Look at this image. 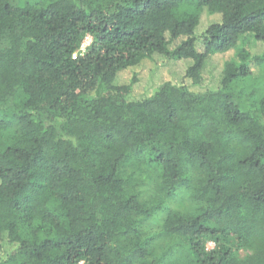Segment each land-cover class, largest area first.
I'll return each instance as SVG.
<instances>
[{
    "label": "trees",
    "instance_id": "16d2710c",
    "mask_svg": "<svg viewBox=\"0 0 264 264\" xmlns=\"http://www.w3.org/2000/svg\"><path fill=\"white\" fill-rule=\"evenodd\" d=\"M0 264H264V0H0Z\"/></svg>",
    "mask_w": 264,
    "mask_h": 264
},
{
    "label": "rangeland",
    "instance_id": "374dc122",
    "mask_svg": "<svg viewBox=\"0 0 264 264\" xmlns=\"http://www.w3.org/2000/svg\"><path fill=\"white\" fill-rule=\"evenodd\" d=\"M210 19H212V18H208V21H206V19H204L203 26L207 25L208 22L210 21ZM90 42H91V38L87 37L85 39L84 44L82 45V49H85L90 44ZM242 49L249 50L250 53L253 54V55H257V54H260L262 52L261 45L259 43H257V41L255 40V38L253 36L248 35L242 41H240V43L236 47L232 48L229 52L223 53V54H213L212 55V62H214L215 65L217 67H219V69H222L226 62H231V61L236 62V61H238V55H239V53L241 52ZM171 66L175 67V68L172 69V71L174 73H176V71H178L175 76L179 77L178 74L180 73L181 68H182L180 66V64L179 65H171ZM254 70L258 71V69L256 67H254ZM167 77H168V75L165 72L163 74V78L165 79ZM176 77H174V78H176ZM125 80H126V78L122 77V81L121 82H123ZM144 85L145 84L142 83V86H144ZM141 90H142V87H139V89H137V91H136L137 95H139ZM214 247H215V245L213 243H209L208 244V249H213ZM247 254L248 253L246 251H240L239 252V255L241 257H245Z\"/></svg>",
    "mask_w": 264,
    "mask_h": 264
}]
</instances>
